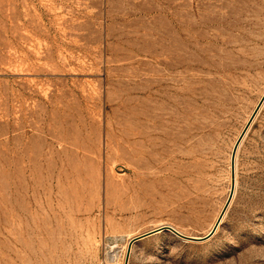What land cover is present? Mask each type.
<instances>
[{"label":"rangeland","instance_id":"rangeland-1","mask_svg":"<svg viewBox=\"0 0 264 264\" xmlns=\"http://www.w3.org/2000/svg\"><path fill=\"white\" fill-rule=\"evenodd\" d=\"M263 95L264 0H0V264H264Z\"/></svg>","mask_w":264,"mask_h":264},{"label":"water","instance_id":"water-1","mask_svg":"<svg viewBox=\"0 0 264 264\" xmlns=\"http://www.w3.org/2000/svg\"><path fill=\"white\" fill-rule=\"evenodd\" d=\"M263 103H264V95H263L262 99L260 100L258 106L256 107V109H255V111H254L252 117L250 118V120H249L247 126L245 127L244 131L242 132V134H241V136H240L238 142L236 143V146H235V148H234V150H233V153H232V160H231V164H232V174H233V170H234L235 155H236L237 147H238L240 141L242 140L243 136L245 135L247 129H248L249 126L251 125L252 121L254 120V118H255L257 112L259 111V109L261 108V106H262ZM229 202H230V201H229ZM229 202H228V204H229ZM228 204L226 205V207H225L224 210L222 211L221 215L219 216V218H218V220H217V222H216L214 228L210 231V233H209L207 236H205V237H203V238H196V237L185 236V235L181 234L180 232H178L177 230H175V229H174L173 227H171V226H163V227H161V228H159V229H156V230L150 231V232H148V233H146V234H144V235H142V236H139V237L135 238V239L131 242L130 247H131V245H132L134 242L139 241V240L144 239V238H147V237H149V236L155 235V234L160 233V232H162V231L171 232V233H173L174 235H176V236H178V237H181V238H183V239L186 240V241H192V242H202V241H206V240H208L209 238H211V237L215 234V232H216V230H217V228H218V226H219V224H220V222H221V220H222V218H223V216H224V213H225V211H226V209H227V207H228ZM128 254H129V253H128Z\"/></svg>","mask_w":264,"mask_h":264},{"label":"bare ground","instance_id":"bare-ground-1","mask_svg":"<svg viewBox=\"0 0 264 264\" xmlns=\"http://www.w3.org/2000/svg\"><path fill=\"white\" fill-rule=\"evenodd\" d=\"M170 226V225H169ZM172 227V226H171Z\"/></svg>","mask_w":264,"mask_h":264}]
</instances>
